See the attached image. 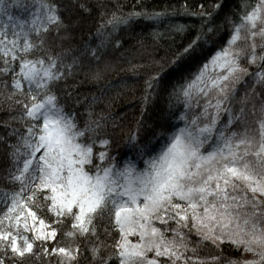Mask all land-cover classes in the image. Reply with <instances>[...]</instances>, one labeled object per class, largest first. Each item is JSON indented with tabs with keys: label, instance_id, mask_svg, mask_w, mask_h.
Listing matches in <instances>:
<instances>
[{
	"label": "snow or ice",
	"instance_id": "obj_1",
	"mask_svg": "<svg viewBox=\"0 0 264 264\" xmlns=\"http://www.w3.org/2000/svg\"><path fill=\"white\" fill-rule=\"evenodd\" d=\"M10 9L30 15L17 18ZM91 11L85 0H0V88L12 89L6 99L22 111L11 119L23 128L0 123L3 179L13 186L0 190V264H23L26 256L79 264L80 245L57 239L66 222L64 237L87 242L90 264H264V0H241L224 18L232 26L225 45L168 91L169 117L183 126L165 119L162 131L141 137L138 124L126 142L135 159L123 162L107 138L108 126L119 125L96 111L107 91L83 95L82 82L69 81L85 60L97 65L98 80L106 48L122 46L114 38L121 26L163 14L112 11L105 18L101 11L99 43L73 47V24ZM191 14L204 23L170 62L176 72L217 33L213 12ZM50 35L62 51L45 48ZM160 85V72L145 81V106ZM224 244L241 258L224 257ZM208 245L220 254L200 256Z\"/></svg>",
	"mask_w": 264,
	"mask_h": 264
},
{
	"label": "trees",
	"instance_id": "obj_2",
	"mask_svg": "<svg viewBox=\"0 0 264 264\" xmlns=\"http://www.w3.org/2000/svg\"><path fill=\"white\" fill-rule=\"evenodd\" d=\"M28 2L31 4L32 0ZM85 2L91 6V13L83 14L82 19L77 20L72 27L74 39L71 43L77 48L82 47L86 42H91L93 46L99 43L94 34L100 22L101 11L106 13L105 18L112 11L127 14L143 9L149 13L163 14L158 20L140 18L135 20L131 26H121V29L114 34V38L119 39L122 46L119 49H114L111 45L106 48V55L99 65L101 76L98 80L92 78L97 71V65L85 60V67L81 74L76 77L75 81H69V83L82 82L79 92L83 95H98L101 91H107L105 102L98 105L96 111L103 110L106 114H111L119 125L113 128L110 124L107 129V138L112 141L111 155L121 162L130 158L135 159V154L126 146V142L129 135L137 131L138 124L141 125L139 129L141 137L150 136L152 130L157 133L162 131L159 125L165 119L169 125L183 126L182 121L169 117L167 93L173 86H178L182 82V77H190L191 74L197 72L203 63L225 45L232 26L226 23L224 18L236 12L241 0H85ZM252 2L255 3V0ZM216 3L223 5L222 10L212 9L211 6ZM98 5H104L105 8L101 9ZM201 5L203 8L200 7ZM10 11L17 18L30 15L29 11L23 9H10ZM202 11L213 12L214 23L211 26L217 30V33L207 44H202V51L195 59L182 61V71L176 72L170 62L201 32L204 21L198 15L191 13ZM64 19L66 23L70 22L68 14L64 15ZM72 19L76 20V16L73 15ZM5 21L6 17H0V23ZM177 26H184V30L177 31ZM206 28L207 25H205V30ZM45 48H50L53 53L62 51V48L57 47L53 42L52 35L46 39ZM249 70L254 71L253 68ZM85 72L88 73L87 77L83 74ZM157 72L161 73V85L153 99L145 106L142 103V97L145 95V81ZM11 90L10 87L7 91L0 88V123L10 121L13 127L23 130L18 119H11L19 117L22 111L20 105L6 99L7 92ZM56 91L58 96L63 97L61 88H57ZM2 132L3 129L0 128V133ZM3 147L0 145V190L9 191L13 186L3 179L6 175L3 171ZM152 148L154 151L159 150L160 142L152 145ZM138 163L142 166V161ZM3 210L4 204L0 202V212ZM38 214L43 215V213ZM59 228L60 233L57 239L60 246L74 247L79 244L82 253L79 264H90L89 253L86 251L87 242L79 237L74 240L64 237L63 233L69 228L67 222ZM99 231L101 239H105L103 228L100 227ZM221 250L226 258H241L240 252L233 250L228 244L221 245ZM35 251L39 253L40 249L37 248ZM198 254L203 257L220 253L208 245L201 247ZM247 256L245 253L242 258L248 259ZM23 264H58V259L43 256L38 259L37 256H26Z\"/></svg>",
	"mask_w": 264,
	"mask_h": 264
},
{
	"label": "rangeland",
	"instance_id": "obj_3",
	"mask_svg": "<svg viewBox=\"0 0 264 264\" xmlns=\"http://www.w3.org/2000/svg\"><path fill=\"white\" fill-rule=\"evenodd\" d=\"M247 255H248V256H247L248 259H252V258H253L252 255L249 254V253H247Z\"/></svg>",
	"mask_w": 264,
	"mask_h": 264
}]
</instances>
